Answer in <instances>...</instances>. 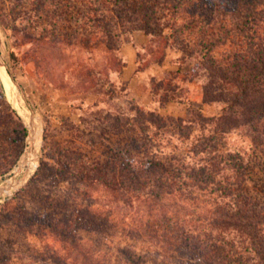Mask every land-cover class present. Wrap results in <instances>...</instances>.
Masks as SVG:
<instances>
[{"label":"trees","instance_id":"1","mask_svg":"<svg viewBox=\"0 0 264 264\" xmlns=\"http://www.w3.org/2000/svg\"><path fill=\"white\" fill-rule=\"evenodd\" d=\"M81 1L79 15L88 27L84 36L45 28L35 40L114 52L124 33L143 31L150 42L158 40L164 46L159 62L165 48L174 46L180 52V66L187 67L183 73L206 75L203 103L225 104L218 116L209 118L200 107L189 104L188 116L183 118L146 111L133 103L132 119L114 115L110 120L114 129L128 123L137 126L139 134L129 142L135 156L115 152L87 163L68 149H53L47 155L57 167L48 168L40 159L35 176L49 173L55 181L67 180L74 188L71 192L80 196L52 200L44 212L38 202L28 215L23 204L6 214L18 212L21 222L47 230L66 246L72 263H76L74 252H80L82 264H101L82 243L80 232L111 229L165 245V253L181 252L186 260L179 264H264V205L244 190L247 166L241 153L222 144L224 134L245 127L250 130L253 151L264 153V0ZM60 2L34 0V6L49 15ZM72 6L77 7L69 2L67 8ZM226 42L232 47L217 56L215 50ZM118 65L122 68V63ZM172 90L159 94L161 105L173 100ZM152 94L157 95L154 90ZM108 95L115 96V91L110 89ZM193 123L212 125L210 133L194 145L204 154L199 163L153 150L156 133H150V125L187 138ZM1 124L5 128L0 130V176L18 161L28 132L7 104L0 84ZM201 196H206L204 207H198ZM117 252L126 264L145 263L129 247H118Z\"/></svg>","mask_w":264,"mask_h":264},{"label":"rangeland","instance_id":"2","mask_svg":"<svg viewBox=\"0 0 264 264\" xmlns=\"http://www.w3.org/2000/svg\"><path fill=\"white\" fill-rule=\"evenodd\" d=\"M60 1L57 11L50 9L51 14L47 15L35 9L34 0H0V61L5 64V68L0 66L3 94L7 104L17 112L27 128L28 120L33 116L32 121L35 120L39 129V143L33 150L37 159L34 157L32 160L36 166L27 169L29 173L13 194L3 202L0 201V264H82V253L74 252L77 255L76 263H72V256L66 246L47 230L21 222L18 212L6 214L8 210L23 204L28 215L38 202L42 203L41 211L44 212L52 200L71 198L72 194L79 195L80 192H71L74 188L67 180L55 181L49 173L41 178L35 176L41 167L40 159L46 161L48 168L57 167L47 152L68 149L76 156L80 155L87 163L103 160L115 152L125 156L136 155L129 142L139 134L137 126L129 123L120 125L118 129L111 126L110 117L114 115L129 119L135 115L133 102L127 99L125 93L126 87L122 88L123 81L115 78L121 70L118 64L122 63L116 51L107 52L96 46L86 49L77 44L35 40L45 28L84 36V28L88 27L82 24L79 15L83 2ZM69 2L77 7L67 8ZM129 33H124L123 38H129ZM231 47L226 42L217 47L215 54L222 56ZM163 48L158 40L149 41L143 50H139L138 68L146 69L151 64H161L163 60L159 62L158 58L164 52ZM166 55L176 68L165 73V79H151V92L154 90L157 93L154 96L158 99L165 89L173 88L170 91L173 100L170 101H182L184 96L195 93L200 94L202 101L206 75L202 71H196V74L192 71L183 73V68L187 67L180 66V52L174 46L165 48L164 57ZM118 58L119 63L116 60ZM87 71H91L89 76ZM6 72H9L12 80ZM158 83H162L160 88ZM110 89L115 91V96L108 95ZM224 104L221 101H202L193 107H200L203 116L209 118L218 116ZM141 108L149 110L143 106ZM169 116L187 118L188 112L182 116ZM192 126L190 135L180 138L150 125V133H156L151 140L156 145L152 147L153 150L159 154L177 156L186 162L199 163L204 154L198 152L194 145L210 133L212 125L193 123ZM4 128L5 125L1 124L0 130ZM1 134L0 142L3 138ZM28 140H25V148ZM222 140L224 148L239 151L243 156V163L247 166L244 190L264 205V153L253 151L250 130L237 128L224 134ZM13 172L14 166L2 176L6 175L7 178ZM18 182L16 176L7 184L15 186ZM74 184L81 188L78 182ZM205 197L201 196L198 207H204ZM105 232H80L82 243L101 264H126L117 252L118 247H129L140 253L144 264H179L186 260L181 252L165 253V245L154 244L143 238L132 239L111 229Z\"/></svg>","mask_w":264,"mask_h":264},{"label":"crops","instance_id":"3","mask_svg":"<svg viewBox=\"0 0 264 264\" xmlns=\"http://www.w3.org/2000/svg\"><path fill=\"white\" fill-rule=\"evenodd\" d=\"M149 36L143 31L136 30L129 33V38H123L116 53L122 61V68L115 78L126 84L127 99L149 110H157L164 115L182 116L188 112L189 104L202 103L198 93L183 97L182 101H168L161 105L150 89L151 79H165V73L175 69L174 64L166 55L161 64H151L146 69L138 68L139 50H143L149 43ZM36 127V124H34Z\"/></svg>","mask_w":264,"mask_h":264},{"label":"bare ground","instance_id":"4","mask_svg":"<svg viewBox=\"0 0 264 264\" xmlns=\"http://www.w3.org/2000/svg\"><path fill=\"white\" fill-rule=\"evenodd\" d=\"M33 125L35 124V120L32 121ZM32 124L30 125L31 128V135L28 138V147L25 151V153L23 154L18 167L15 169V172L13 173L12 176H10L4 183L3 185L0 186V194L3 195H7L9 193H11L18 185H20L24 178L23 176H21V172L23 169H25V174H28L29 172L27 171L30 170L31 168H34L35 163L32 162V160L34 159V157L36 158V156L34 155L35 153H33V150L35 148V146L37 145L38 142V138H39V129L37 127L34 128ZM37 154V152H36ZM19 180V182L15 185L12 186L9 184H7V181H9L11 178H16ZM12 186V187H11Z\"/></svg>","mask_w":264,"mask_h":264},{"label":"built area","instance_id":"5","mask_svg":"<svg viewBox=\"0 0 264 264\" xmlns=\"http://www.w3.org/2000/svg\"><path fill=\"white\" fill-rule=\"evenodd\" d=\"M26 139H27V137H26ZM27 140H28V139H27ZM27 144H28V141H27ZM26 149H27V145H26ZM26 149L24 148L23 152L26 151ZM23 152H22L21 156H23ZM21 156L19 157L18 161H17L16 164L14 165V172H15V169H16V168L18 167V165H19V162H20V160H21ZM35 166H36V164H35ZM35 166H34V167H35ZM14 172H13V173H14ZM9 173H10V172H9ZM9 173H8V174H9ZM13 173H12V175H13ZM12 175L10 174L7 178L5 177L6 175L0 177V179L2 180V181L0 182V186L3 185V183H4V182H5L10 176H12ZM21 176H23L24 179L26 178L27 174H25V169L22 170V172H21ZM3 178H4V179H3ZM18 186H19V185H18ZM18 186H17L13 191H15V190L18 188ZM13 191H12L11 193L7 194V195L0 194V196L3 197L2 199H0V201L3 202L4 200H6L7 196H11V195L13 194Z\"/></svg>","mask_w":264,"mask_h":264},{"label":"water","instance_id":"6","mask_svg":"<svg viewBox=\"0 0 264 264\" xmlns=\"http://www.w3.org/2000/svg\"><path fill=\"white\" fill-rule=\"evenodd\" d=\"M0 66H3L4 68H5V64L3 63V62H1L0 61ZM7 73V75L9 76V79L11 78V80H12V77H11V75L9 74V72H6ZM32 119H33V116H30V118H29V120H28V128H27V130H28V132H27V139L30 137V135H31V128H30V124H31V121H32ZM27 147H28V144H27ZM26 149V148H25ZM25 153V151L23 152V154ZM21 158H22V156H21ZM37 158H35V160H36Z\"/></svg>","mask_w":264,"mask_h":264}]
</instances>
